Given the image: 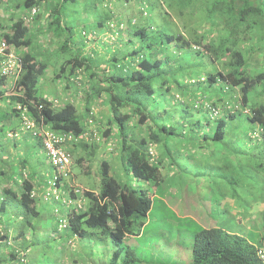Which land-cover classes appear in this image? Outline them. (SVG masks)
<instances>
[{
	"label": "trees",
	"instance_id": "1",
	"mask_svg": "<svg viewBox=\"0 0 264 264\" xmlns=\"http://www.w3.org/2000/svg\"><path fill=\"white\" fill-rule=\"evenodd\" d=\"M3 1L9 8L22 6L26 12L22 16L4 14L6 22L0 17V43L6 41L19 57L18 68L4 73L1 69L9 49L0 51V264H175L170 260L172 253L156 262L152 249H136L135 244L141 239L156 241L146 237L153 218L171 223L175 230L183 218L178 214L180 201L188 207L195 205L197 213H205L204 223L193 218L198 226L188 220L189 227H195H191L192 259L183 264H264L259 256V250L264 248V230L259 241L254 242L238 227L243 222L238 196L248 177L245 180L242 164L234 165L230 159L243 162L237 154H253L242 149L260 152L264 147V69L252 66V48L249 52L245 48L259 31V37L264 35V0H206V13L198 25L204 30L189 28L186 31L190 37L176 29L175 19L187 23L185 16L194 17L197 10L186 6L193 0H91L84 2L81 9L79 21L83 22L85 39L79 43L70 42L72 26L68 21V11L78 0H0ZM132 1L139 11L125 19L120 9ZM150 1L154 2V13ZM140 15L152 19L142 22ZM34 19L42 23L44 19L48 50H31ZM106 35L131 40L136 36L139 48L134 46L121 58L114 48V54H109L110 46H102ZM58 38L62 40L54 43ZM53 55L57 56L54 62ZM194 60L207 63L205 75L194 77ZM50 64L53 79L64 83V97L40 94L39 83ZM207 80L228 84L231 101L209 102L198 96L191 84ZM95 106L103 108L97 110ZM203 109L209 117H216V131L204 138L212 141L202 140L196 130L210 123L199 118ZM170 110L178 113L184 126L192 127L193 133H187L186 140L176 145L186 152L185 159H195L200 151L198 157H211L210 162L222 160L218 174L222 184L209 189L223 196L218 201L219 219L231 215L237 219L235 225L220 226L206 214L208 207L214 210L211 202H201L185 188L184 194L174 190L171 197L167 187L159 193L170 174L164 168L168 163L179 166L173 155L177 153L168 147L178 126ZM102 114L107 116L104 129L96 124ZM188 114L193 117L188 118ZM242 114L255 124L248 131L252 142L224 141L237 127H226L227 122ZM42 132L75 136L64 145L72 155L88 146L82 140L85 137L93 143V149L86 152L91 153L88 158L110 153L115 157L101 162L100 190L89 186L82 195L87 202L81 210L74 202L79 194L69 181L72 173L69 180L60 174L54 176L63 196L58 205L64 209L54 207V223L43 200L51 201L45 198V189L55 185L36 173L37 159L29 156L33 151L29 139L44 148ZM109 146V154L101 151ZM84 155H73L75 163L81 164ZM208 166L198 173L209 176ZM256 167L263 170L262 164ZM101 244L113 252L108 261L98 263L94 258Z\"/></svg>",
	"mask_w": 264,
	"mask_h": 264
},
{
	"label": "rangeland",
	"instance_id": "2",
	"mask_svg": "<svg viewBox=\"0 0 264 264\" xmlns=\"http://www.w3.org/2000/svg\"><path fill=\"white\" fill-rule=\"evenodd\" d=\"M23 2V0H17ZM84 2H91V0H78L77 4H73L72 7L68 12L70 13V19H68L70 25L72 26V32L70 33V42L79 43L83 39H85L83 33H82V25L83 22L79 21V17L83 15L82 8L84 7ZM3 2H0V17L3 21H7L5 19L4 14H10L14 13L15 16H22L26 9L21 7L12 6L9 8ZM17 2L14 1L13 5H15ZM262 7L264 8V2L261 3ZM154 2L150 1L149 7L151 10V13H154ZM186 6H191L193 9L197 10V13L194 14L193 18H188L187 16V23H184V19H175L176 29H179L181 32H184L185 30H188L189 28H196L201 29L202 31L204 28L201 26H198L199 24H202L203 20H201V15L204 16L206 13L207 3L206 0H193L192 2L188 3ZM98 7L101 9V5L98 4ZM137 7V9H136ZM122 17L127 18L129 16H132L134 14H137L139 11V7L135 5V2H131L130 4H127L126 6H123L122 9H120ZM199 12V13H198ZM216 16V15H215ZM141 21L149 20L151 21L152 18H146L142 15H140ZM89 24H91V21H88ZM32 30L31 35H35L34 41H33V47H31V50L33 51H39L41 49H49V46H46L44 42H46L44 39L46 38L43 29H44V19L43 23L41 20L34 19V21L31 23ZM198 31V30H197ZM105 32V30H103ZM260 31L258 34L254 36L252 39V44L247 45L245 44L246 52H249L252 48L254 57V62H252V66H257V69L261 71L264 69V35L259 37ZM129 37H115L114 39L112 36L106 35V39L104 40L103 47H108V53H112V49L114 48L115 52H118L117 54L121 58L122 53L131 51L134 46L137 47L138 45L136 42L138 41L136 36H133L131 38L135 39L134 42L133 39H128ZM62 38L54 39V43L60 42ZM112 42V44L110 43ZM69 42V44H70ZM112 45V46H111ZM79 46V44H78ZM80 47V46H79ZM139 48V47H137ZM245 52V51H244ZM245 52V53H246ZM114 54V53H112ZM111 54V55H112ZM249 55V57L251 56ZM68 56V55H67ZM56 55H53L52 62H54V59L56 58ZM194 62V67L196 68V72L194 73V77H199L201 74L205 75L206 72V65L207 63H200L196 60ZM112 62H110L111 66ZM259 65V66H258ZM209 68V67H208ZM59 69V68H58ZM53 66L50 64L49 68L47 69V73L43 75V77L40 80L39 87H40V94L41 95H51V96H57V97H64L65 93L63 91V85L64 83L61 80L56 81V79L52 77L53 74ZM53 79V81H52ZM64 81V80H63ZM192 88L197 92L198 96L206 97L207 101H231V94L232 89L229 88L228 84L222 81H218L215 83H211L209 80L205 82H197L194 84H191ZM56 94V95H55ZM167 108H170L166 105ZM97 110H101L103 108L102 106H95ZM223 108L220 107V112L222 113ZM172 114L171 117L175 118L177 126V135L174 137L171 136V139L168 143V147L170 148V151L173 150L176 154H173L178 165L176 167H171L167 164V167L164 168V170H169V176L168 179L164 182V185H162L163 190H159V193H163V191L167 189L170 191L168 192L171 195L174 193V190H179V195L184 194V188L187 189L191 195H194L196 197H199L201 202L204 199L205 201L208 200L211 202L212 206L214 207V210L211 208H207L209 212H206L205 209L202 206V203L200 204V207L203 211L206 212V214L211 215L214 220L219 222L220 226L228 227L230 223H233L234 225L237 222V219L229 215L225 218L219 219L220 211L218 209V201L222 199L223 196H218L215 194L212 190L209 189V186H215L218 187V185L222 184V180L220 179V176L218 175L221 171L219 168L221 161L213 160L211 157H207L206 155H200V151H198V156H196L195 159L192 158H184L186 155V152L182 149L181 146H177L178 143H182L186 140L188 134H192V127L186 125L184 126L182 123V118L178 116L177 112L171 111ZM188 118H192L193 115H187ZM99 118V115L97 116ZM199 118H201L202 121H210L209 124L204 125L202 127L197 128V133L202 137V140L205 138V136H211L216 131V117H209V114L206 113V109L199 111ZM107 116L102 114L100 116V120L97 121L98 128L104 129L107 124ZM96 122V121H95ZM228 126H233L234 124H237V127L234 128L233 132L229 133L224 141L229 142H247L251 143L252 140L250 139L248 135V131L251 127L255 126V124L250 123L248 120H245L244 114L239 115L238 117L230 120L227 122ZM185 131V132H184ZM188 133V134H187ZM136 136V133L133 134V137ZM33 139H29V142L33 143V147L31 148L33 151L29 155L34 156V159L36 160L35 166H36V173L44 178L45 180H50V182H54V176L57 173H63L62 171H59L55 166L52 165L51 161H48V155L45 148L40 146V144L36 141H31ZM204 140H210V139H204ZM104 141V139H102ZM212 141V140H210ZM85 143H88L87 147L79 148L76 152L73 153L74 157H78V155H84V158L81 162V164L75 163L76 159H74V165H73V177L78 183H81L84 187L89 188L92 187L96 191L100 190L101 186V162L105 158H109L110 160H113L115 157L112 153H110V149L102 148L101 151L104 149L108 154V156H100L99 154L96 155V157L88 158V155L86 152H90L93 149V143L91 142L90 138H87L84 140ZM24 146V145H23ZM29 147L28 145H25V147ZM159 146H162V144H159ZM25 147H21L19 149L24 150ZM26 147V148H27ZM86 149V150H85ZM245 151L251 150L253 155H240L237 154L238 159L242 160L243 162H239L236 159L237 158H230L227 156V158H230L233 160L234 165L235 164H242L243 171L247 174L245 180L248 177L247 185L244 186L241 189L240 196H238V202L237 207L241 208L243 213H240L242 216L243 222L241 224H238V227L240 229L241 233L249 234L250 239L254 242H258L261 233L264 230V147L262 151H258L255 148L252 149H242ZM222 151V150H221ZM227 152H232L231 150H226ZM84 152V153H83ZM87 152V153H88ZM234 153V152H232ZM93 154V153H92ZM113 157V158H112ZM246 157H250L251 160L246 159ZM112 158V159H111ZM247 160V161H246ZM95 161L94 165L93 162ZM250 161L251 163H248ZM262 164L263 170L259 168L257 170V165ZM91 165V168L90 166ZM205 165H209L207 167L209 176L208 175H202L199 174L198 171L202 170ZM231 165V166H234ZM87 169H92L89 174H86ZM72 181V179H71ZM143 186L148 187L149 189L153 190V188L150 185H145L144 183H141ZM55 185V184H54ZM55 187L51 185L50 188L45 189V193H53ZM230 192V191H229ZM228 192V193H229ZM167 195V193H166ZM230 195V194H228ZM207 197L209 199H207ZM58 200L53 201H44V208L48 210L49 218L52 219V222L54 223L56 220V216H53V210L54 207L57 205ZM171 204V203H170ZM261 205L263 207L261 208ZM192 207H188L187 204L183 205L182 201L179 202L178 206V214L183 217L182 219H179L177 223V228L175 230H172L171 223L168 224V222L162 221L158 218H153L151 220V223L149 225V233L146 237H153L156 241H143L141 239L138 241V245L135 244L136 249H152L155 252V260L154 261H160L161 259H166L167 253L173 254V259H170L172 263L175 264H183L185 262L191 261V251H192V243H193V230L192 228H195L193 225H190L188 220L190 222H193L196 224L197 221L194 219H200L204 223L205 213L200 214L197 213V210H194ZM197 213V214H196ZM226 214L222 213L221 215ZM194 218V219H193ZM198 223V222H197ZM196 226H198L196 224ZM192 227V228H191ZM63 233L67 234L69 232L63 231ZM154 234L155 236H151V234ZM159 236L161 238H159ZM151 240V238L149 239ZM102 245V247H101ZM98 245L99 248L96 249L97 256L94 258L95 261L98 263L106 262L109 258L112 257L113 249H107V247H104L103 244ZM111 247V246H110ZM113 248V247H111ZM139 251V250H138ZM190 252V257H188L186 254L187 252ZM156 261V262H157ZM155 263V262H152ZM31 264H48V262L41 261L40 263H31Z\"/></svg>",
	"mask_w": 264,
	"mask_h": 264
},
{
	"label": "built area",
	"instance_id": "3",
	"mask_svg": "<svg viewBox=\"0 0 264 264\" xmlns=\"http://www.w3.org/2000/svg\"><path fill=\"white\" fill-rule=\"evenodd\" d=\"M7 47L8 46L6 42H3L0 47V50L2 52H5V49H7ZM5 54L7 55V58L2 67V71L4 73L5 72L9 73L12 70H16L18 68L17 67L18 58L11 51L5 52ZM41 135H42L43 145L47 150V153L49 155V159L52 165L55 166L59 171L63 172V173H57V174H60L59 177L66 176L68 178L69 174L71 173V165H72L73 160H72L71 153L65 149L64 145L68 142V140L75 139V136H73L72 134H69L68 136L64 135L67 137H60L59 135H55L51 132H46V133L42 132ZM56 182L57 181L54 180L53 184H56ZM53 193H54L53 196H55L56 198L59 197L57 188L54 189ZM259 254H260L259 256L264 261V248L259 250Z\"/></svg>",
	"mask_w": 264,
	"mask_h": 264
},
{
	"label": "clouds",
	"instance_id": "4",
	"mask_svg": "<svg viewBox=\"0 0 264 264\" xmlns=\"http://www.w3.org/2000/svg\"><path fill=\"white\" fill-rule=\"evenodd\" d=\"M181 32V31H180ZM183 33H185L188 37H190L191 35L185 30ZM3 42H6V41H3ZM3 42H1L0 43V47H1V45H2V43ZM7 44V43H6ZM7 46H8V44H7ZM7 49H9V51H11V52H13L14 54H15V56L17 57V58H19L18 57V54L17 53H15V51H12L11 49H10V47L8 46L7 47ZM1 51V50H0ZM2 70V69H1ZM205 78L204 77H202L201 78V80H204ZM96 135H97V133H96ZM77 138V137H76ZM78 139V138H77ZM85 139H87V138H85L84 137V139H82V140H85ZM99 139H101V137H99ZM103 139V138H102ZM43 144V143H42ZM44 146V145H43ZM45 148V147H44ZM110 150H111V146H109L108 147ZM46 149V148H45ZM154 150V149H153ZM47 151V150H46ZM47 155H48V153H47ZM71 155H72V153H71ZM48 160H50L49 159V155H48ZM72 165H71V173H72V175H73V165H74V157H73V155H72ZM70 173V174H71ZM71 177L69 176L67 179L69 180ZM75 187H73L74 188V190L79 194V196H78V198L74 201L75 202V204H76V207H77V209L78 210H81V209H83V207H84V205L86 204V202H87V200L86 199H84L83 198V193L88 189L87 187H84L83 185H81V183H78L76 180H75V178L72 176V181L71 180H69ZM57 190H58V193H59V197L58 198H56L55 196H53V194L54 193H46L44 196H45V198H47L48 200H51V201H53V200H58V203L61 201V200H63V196L61 195V192H60V189H58V187H57ZM70 201V200H69ZM69 201H68V203H69ZM58 203H57V205L55 206L56 208L58 207V209L60 208V209H62L59 205H58ZM67 207L68 206H65V209H67ZM62 210H64V209H62ZM61 214H63V212L61 211ZM64 226H65V224H64Z\"/></svg>",
	"mask_w": 264,
	"mask_h": 264
}]
</instances>
